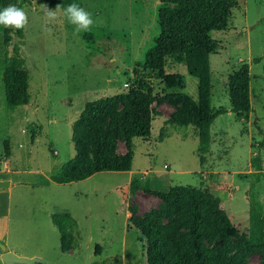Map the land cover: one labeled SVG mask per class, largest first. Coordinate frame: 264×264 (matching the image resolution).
Listing matches in <instances>:
<instances>
[{
    "label": "rangeland",
    "instance_id": "374dc122",
    "mask_svg": "<svg viewBox=\"0 0 264 264\" xmlns=\"http://www.w3.org/2000/svg\"><path fill=\"white\" fill-rule=\"evenodd\" d=\"M72 3L93 14L95 23L88 31L76 32L65 17L64 9ZM44 5L29 0L24 6L29 15L24 57L30 101L8 109L0 79V157L7 158L4 140H9L11 153L24 143L26 149L19 155L31 157L33 169L54 174L75 155L72 124L85 102L129 90L135 63L144 60L159 33L161 1L65 0L64 8L47 6L56 10L52 20ZM210 37L218 44L210 55L212 106L230 109L228 76L248 62L252 111L240 119L232 111L215 118L206 161L200 162L198 135L192 125L166 122L185 104L159 98L181 91L197 100L198 86V78L188 73L184 54L167 56L166 72L181 74L183 87L168 89L162 81L149 79L157 98L150 108L158 114L153 117L151 135L133 139L137 189L131 191L128 171H100L69 183L46 180L41 172L0 171V185L9 178H32L36 183L0 194V214L7 211L4 201L10 204L8 228L0 239L6 247L37 253L46 264H146V240L129 225V217L162 206L156 192L175 185L215 193L237 229L248 232L252 183L255 197L264 202V174L256 181L252 163L264 140V0H236L228 28L213 30ZM257 56L261 60L256 63ZM125 151L120 139L117 152ZM14 164L22 165V160L17 158ZM261 164L264 170V149ZM57 212H68L77 221L78 247L72 253L61 251L60 232L52 221ZM244 264H264V253H252Z\"/></svg>",
    "mask_w": 264,
    "mask_h": 264
},
{
    "label": "trees",
    "instance_id": "16d2710c",
    "mask_svg": "<svg viewBox=\"0 0 264 264\" xmlns=\"http://www.w3.org/2000/svg\"><path fill=\"white\" fill-rule=\"evenodd\" d=\"M160 1L159 33L144 60L135 63L129 90L85 102L72 124L75 155L51 175L53 181L69 183L100 171L132 169L133 139L148 138L153 117L158 114L150 108L156 96L149 79L162 81L168 89L183 87L181 74L166 72L167 56L184 54L188 73L198 78L197 100L181 91L166 93L159 99L170 103L184 102L185 106L177 108L166 122L192 125L196 129L201 163L206 161L211 150V124L215 118L232 111L240 119L248 117L252 111L248 62L228 76L230 109L212 106L210 55L217 51L218 44L211 39L210 33L228 28L236 0ZM28 2L0 0V10L9 4L24 9ZM40 3L50 8L65 6V0H40ZM24 44L25 28L14 30L0 25V79L10 110L30 101ZM260 60V56L253 58L256 63ZM120 139L126 147L124 154L117 152ZM259 144L252 160L256 166V181L264 174L261 164L264 140ZM3 145L5 155L10 156L9 140H4ZM138 181L134 174L130 181L132 192L137 189ZM253 187L254 183L250 187L247 233L237 229L222 200L213 192L190 185H175L166 191H157L163 200L162 206L143 216L129 217V225L146 240V264H244L252 253H264V202L255 197ZM52 221L60 232L61 251L77 248L78 230L74 217L68 212H57L52 214Z\"/></svg>",
    "mask_w": 264,
    "mask_h": 264
},
{
    "label": "crops",
    "instance_id": "0c3cea01",
    "mask_svg": "<svg viewBox=\"0 0 264 264\" xmlns=\"http://www.w3.org/2000/svg\"><path fill=\"white\" fill-rule=\"evenodd\" d=\"M21 106V105H20ZM231 112V111H229ZM218 117V116H217ZM216 117V118H217ZM212 125V124H211ZM212 134V133H211ZM14 146L15 144H13L12 146V150L14 151ZM23 146L22 150L20 149L21 147ZM22 146L18 149H16V152L14 151L13 153H11L10 156H7L5 155L7 158L6 159H3L2 157H0V167L1 165H3V168L0 169V171H4L6 174H10L13 172V170H15V172H18V171H23L25 173H33L34 171L36 173H44V178L46 180H52L51 179V171L49 169H45V170H42L40 171L39 169H33V166L30 164V160H31V157H26V159H24L23 156L19 155V152H23L26 148L25 144L23 143ZM20 150V151H19ZM18 153V154H17ZM2 155V154H1ZM17 158L22 160V165L20 164H14L16 161H17ZM24 160H29V161H25ZM13 163V164H11ZM8 168V169H7ZM143 171V170H141ZM200 172V171H199ZM20 173V172H19ZM143 173H147V171H143ZM134 174H137L135 173V170L132 168L131 170L128 171V175L130 177V181H131V178ZM50 175V177H48ZM1 180V178H0ZM36 185V183H34V179H30V180H22V181H19V180H11L9 178L8 181L4 182L2 185H0V194H6V193H10L12 192V188L13 187H18L19 185L21 186H27V185ZM6 196V195H5ZM5 196H4V200H5ZM4 205L5 207L7 208L6 212L5 213H2L0 214V239L3 240V236L6 234V231H7V228H8V219H9V210H10V204L9 202H5L4 201ZM8 250H11L15 253H17L18 255H26L28 257H31V256H37L38 254L37 253H31V254H26L24 252H18V250H15L14 248H10L9 246L6 247ZM74 251L73 250H70L68 251V253H72ZM1 261L0 263L1 264H6L4 263V261L2 260V258L0 257ZM34 264H38V263H34Z\"/></svg>",
    "mask_w": 264,
    "mask_h": 264
},
{
    "label": "clouds",
    "instance_id": "9594fccd",
    "mask_svg": "<svg viewBox=\"0 0 264 264\" xmlns=\"http://www.w3.org/2000/svg\"><path fill=\"white\" fill-rule=\"evenodd\" d=\"M60 5H57L59 7ZM45 14L52 20L55 19L56 10L48 8L46 5ZM64 15L68 22L75 26V31H88L95 23L93 20V14L86 11L83 7L76 3L69 4L64 9ZM29 23L28 13L16 4H9L0 10V25L5 28H11L14 30L24 29Z\"/></svg>",
    "mask_w": 264,
    "mask_h": 264
},
{
    "label": "water",
    "instance_id": "95a60500",
    "mask_svg": "<svg viewBox=\"0 0 264 264\" xmlns=\"http://www.w3.org/2000/svg\"><path fill=\"white\" fill-rule=\"evenodd\" d=\"M0 257L6 264H46L39 256H24L8 250L5 244L0 240Z\"/></svg>",
    "mask_w": 264,
    "mask_h": 264
},
{
    "label": "built area",
    "instance_id": "2783aa9c",
    "mask_svg": "<svg viewBox=\"0 0 264 264\" xmlns=\"http://www.w3.org/2000/svg\"><path fill=\"white\" fill-rule=\"evenodd\" d=\"M1 163V162H0Z\"/></svg>",
    "mask_w": 264,
    "mask_h": 264
}]
</instances>
